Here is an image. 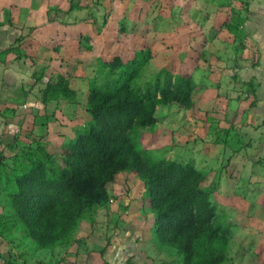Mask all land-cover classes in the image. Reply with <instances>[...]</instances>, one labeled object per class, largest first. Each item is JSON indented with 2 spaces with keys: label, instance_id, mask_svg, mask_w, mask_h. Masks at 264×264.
<instances>
[{
  "label": "rangeland",
  "instance_id": "374dc122",
  "mask_svg": "<svg viewBox=\"0 0 264 264\" xmlns=\"http://www.w3.org/2000/svg\"><path fill=\"white\" fill-rule=\"evenodd\" d=\"M103 2L101 9L94 0H0V21L23 26L18 53L36 65L41 88L61 80L68 91L47 109L40 100L37 111L25 105V120L38 112L48 118L38 117L34 128L0 146L1 223H9L1 216L4 194L14 186L13 168L33 152L47 167L48 153L58 159L55 148L89 128L91 92L107 87L129 64L135 89L157 96L167 73L190 77L197 107L157 106L154 128L139 144L157 162L172 159L206 174L201 187L210 193L217 224L230 235L225 264H264V119L253 110L254 98L241 95L236 78H227L233 72L222 55L228 39L219 34L221 19L210 28L204 15L192 16L190 0H116L113 9ZM84 6L98 12L61 16V10ZM104 11L108 23L100 28L94 19L100 21ZM144 193L138 177L120 172L108 201L79 221L65 246L38 251L22 231L12 230L1 234L0 254L5 264H69L77 253L81 264L89 256L100 264H180L155 240L156 218L145 208Z\"/></svg>",
  "mask_w": 264,
  "mask_h": 264
},
{
  "label": "trees",
  "instance_id": "16d2710c",
  "mask_svg": "<svg viewBox=\"0 0 264 264\" xmlns=\"http://www.w3.org/2000/svg\"><path fill=\"white\" fill-rule=\"evenodd\" d=\"M94 21L105 27L107 12ZM132 68L125 64L117 79L91 92L89 128L67 146L55 148L58 159L48 153L49 167L33 152L13 168L14 186L4 194L6 214L1 216L9 223L0 221V235L20 230L35 248L65 246L79 221L108 201L118 173L129 172L144 184L145 208L156 218L153 236L159 245L169 247L180 264H225L230 235L217 224L210 193L201 187L206 174L172 159L157 162L139 144L140 136L154 128L157 106L197 107L194 85L188 76L171 78L167 73L166 84L155 88L159 96L139 92ZM40 83L35 77V85ZM39 93L47 105L68 91L61 80H49ZM40 118L46 121L48 116Z\"/></svg>",
  "mask_w": 264,
  "mask_h": 264
},
{
  "label": "crops",
  "instance_id": "0c3cea01",
  "mask_svg": "<svg viewBox=\"0 0 264 264\" xmlns=\"http://www.w3.org/2000/svg\"><path fill=\"white\" fill-rule=\"evenodd\" d=\"M94 1L100 2L98 6L101 9L106 6L103 4V0ZM105 1H108V7L113 9L111 2L116 0ZM190 1L193 5L191 8L193 9L191 11L193 12L192 16L194 13L198 14V17L204 15L210 28L216 26V21L221 19L222 28L219 34L225 33L224 38L228 39L222 55L225 54L228 57L227 69L231 73L233 72L227 78H236L243 87L240 90L241 95L254 98L253 110L258 114H263L264 119V0ZM85 9H88L89 16L98 12L97 9L91 6L71 8L70 10L74 15L80 11H85ZM67 11L69 9L61 10V16L70 14L64 13ZM89 16L85 18H88V20L83 21L81 24L90 21L91 17ZM22 27L13 20L0 21V146L5 141L10 143L9 137L16 138L21 129L34 128L35 120L42 115H46L39 112L38 114L33 113L29 114L26 120L24 118L26 116L23 115L25 105L26 109L35 107L32 109L33 111H37V108H40L39 105H43L38 98L40 95L39 89L43 82L40 79V85H35L36 65L22 56L20 52L18 53V48L22 44V33L24 32ZM249 86L252 90L249 89ZM35 102H38L39 105L37 106ZM48 106L49 104L45 108L47 109ZM0 246H2V243ZM38 251H43V249ZM79 256L81 254L77 253L76 259L69 264H81ZM0 264H5L4 252L0 254ZM22 264L35 263L24 261ZM84 264H100V262L95 256H92V258L89 256Z\"/></svg>",
  "mask_w": 264,
  "mask_h": 264
}]
</instances>
